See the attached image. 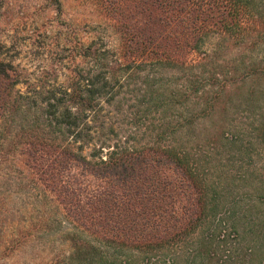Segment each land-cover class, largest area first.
<instances>
[{"label": "trees", "instance_id": "16d2710c", "mask_svg": "<svg viewBox=\"0 0 264 264\" xmlns=\"http://www.w3.org/2000/svg\"><path fill=\"white\" fill-rule=\"evenodd\" d=\"M99 1L119 37V48L112 51L105 42L101 47L93 42L83 46L82 55L95 61L93 67L63 92L47 90L40 98L17 88L20 70L0 57V121L8 119L22 129L30 112L39 114L33 132H24L29 164H39L35 168L48 175L47 184L70 224L90 237L70 238L73 252L68 264H178L177 250L210 220L208 178L187 149L125 146L119 140L97 138V117L103 103L115 99L114 85L124 71L149 63L178 68L183 76L179 92L186 101L194 97L200 91L189 80L195 66L232 64L221 52L239 41L241 53L263 36L264 1ZM110 54L115 59L108 60ZM253 61L239 70L241 76L235 70H208L217 91L203 113L211 115L222 95L264 76V60ZM210 87L212 82H207L202 92ZM191 110L179 114L187 118L185 124L179 122L181 132L193 129L198 112ZM259 130L264 140V124ZM217 222L224 223L223 217ZM257 233L259 244L249 248V259L259 252L258 264H264V228ZM199 257L204 264L206 257Z\"/></svg>", "mask_w": 264, "mask_h": 264}, {"label": "rangeland", "instance_id": "374dc122", "mask_svg": "<svg viewBox=\"0 0 264 264\" xmlns=\"http://www.w3.org/2000/svg\"><path fill=\"white\" fill-rule=\"evenodd\" d=\"M60 2L0 0V57L20 70L17 88L36 98L47 90L63 92L93 67L95 61L82 55L87 44L101 47L105 42L112 51L120 46L101 1ZM237 44L220 54L232 64L215 61L213 67H194L189 80L200 91L188 101L179 92L183 76L178 68L149 63L124 71L114 85L115 99L103 103L97 117V138L119 140L125 146L187 149L208 178L210 220L177 250L178 264H202L200 254L206 257L204 264H258L261 259L257 252L250 260L249 248L259 244L257 232L264 228V140L259 135L264 76L222 95L211 115L203 113L217 91L208 70L231 74L253 65V60H264V33L241 53ZM112 59L110 54L108 60ZM207 82L212 87L202 92ZM191 109L198 112L193 129L181 132L179 122L185 124L187 118L179 114ZM38 115L30 112L22 129L8 119L0 121V264H68L73 252L70 238L90 239L70 224L47 184L48 175H40L35 168L39 164H29L24 132H33ZM219 216L224 223L218 224Z\"/></svg>", "mask_w": 264, "mask_h": 264}]
</instances>
